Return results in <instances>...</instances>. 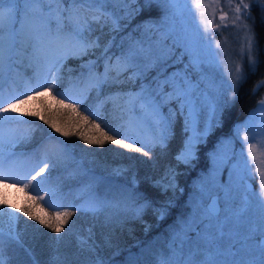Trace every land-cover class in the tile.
<instances>
[{
  "label": "snow or ice",
  "instance_id": "6c2138e0",
  "mask_svg": "<svg viewBox=\"0 0 264 264\" xmlns=\"http://www.w3.org/2000/svg\"><path fill=\"white\" fill-rule=\"evenodd\" d=\"M137 2L138 0H0V183L8 179L28 180L25 187L35 182L36 186L32 190L39 191V184L47 182L52 171L67 172L66 182L77 181L89 174L84 169L83 158H78L66 146L51 150L45 148L36 163L23 175L19 174V161L14 159L17 153L6 150L14 149L26 137L31 140L29 131L21 132L12 126L13 122L29 123L23 119L25 115L39 116L40 120L65 137L73 135L38 112L22 108L35 96L43 95V92L37 91L39 88L44 91L57 89L59 95L76 99L67 91H59L63 82L62 71L69 59L80 60V68L87 69L86 73L82 72L74 81L82 89L77 104H84L90 94L95 92L97 111L85 107L86 112L90 111L91 115L100 119L99 110L111 104L114 113H119L121 118L128 117L127 124L130 127H143L147 131V138L143 140H136L127 133H124L125 139H120L117 138L121 135L119 127H109V131L116 132V135H108L96 124L95 127L100 129L98 137L79 136L85 144L102 147L110 142L150 157L151 151H145V148L166 150L175 134L177 119L180 118L183 120L182 131L186 138L175 159L178 165H190L196 159L197 145L207 136L214 122L218 124L219 115L230 102L218 91L216 77L208 71L209 68H220L221 61L216 51L220 44L216 42L213 48L211 41H208L202 47L203 35L199 41H193L187 33L177 39L180 34L177 33L175 24H168L167 30H163L168 18L180 13L177 7L180 0H143L146 6L153 3L168 6L161 22H148L155 32L161 33V39L153 41L149 37L147 41L130 40L127 46L121 39L120 44L116 45V34L126 27L121 25V21L129 19L132 12L126 6ZM213 3H218V0H213ZM228 4L231 6L232 0H228ZM252 4L259 5L262 11L261 21L264 22V0H252ZM252 4L240 0L235 5L236 17L233 24L241 20L242 16L255 23L250 11ZM192 6L199 10L204 6L203 0H192ZM199 17L197 33H200L201 27L207 33L209 22L205 20L203 12L199 13ZM220 19L224 21L225 15ZM223 26L227 27L226 24ZM97 27L101 34L110 35L105 43L101 42V35H93ZM245 27L249 33L252 32L247 24ZM212 28L216 29L217 25L212 24ZM105 29L108 30L107 33L104 32ZM170 37L172 43L167 44L165 41ZM255 43L254 34L247 35L249 64L253 71L259 63L251 55ZM114 46L118 52L113 51ZM176 48L182 49L179 55L176 54ZM84 57L88 59L85 61ZM184 57L188 58L186 64ZM177 63L184 64L183 68H175ZM170 67L174 68L171 72L168 71ZM29 69L31 75L27 73ZM153 72L155 75H152ZM237 72H240L239 67ZM245 79L243 75L238 76L228 86H237ZM226 83L222 80L220 86L223 87ZM261 86H264V80L253 88V92ZM106 88L116 90L104 94ZM29 91L33 95H27ZM232 99H235V94ZM259 104L264 107V100ZM202 122L204 127L201 131ZM234 131L239 136L240 126ZM126 139H133L134 142L126 143ZM248 140L249 134L245 132L243 141ZM67 143L60 141L61 145ZM138 143L144 146H137ZM230 144L231 138L224 141L212 154L214 167L221 163L228 164L235 158L234 150L229 149ZM256 151V145L248 144L247 158L243 151L240 153V160L233 169L237 180L226 186L222 193L214 188V178L194 181V189L187 205L190 211L178 217L171 226L167 250L163 246L153 248L156 254L155 264H264V169L261 168L264 161L257 157ZM249 160L256 161L257 171L261 176L259 192L249 193L244 180ZM37 167L39 171H35ZM32 171H35V175H31ZM45 172L49 176H44ZM179 175L175 168L170 167L153 183L163 193L171 191L173 194L160 207L153 209L159 220H163L169 209L175 206L176 193L184 192L178 184ZM95 184L93 177L83 190L92 193ZM136 185L137 182L133 179L132 188L124 189L126 197L123 204L127 211L140 217L152 207V202L135 191ZM62 187L63 185L53 187L45 193V197L57 196ZM2 197L3 192L0 191V215H3L5 207L12 209L8 213L12 225L9 237L17 241L19 235L15 233V224L21 219L17 212L37 220L55 233H61L75 214L71 209L95 215L104 206L103 201L92 195L78 206L69 204L67 207L62 201L53 202L41 197L50 208H64L45 219L34 216L25 208L16 209L15 205L8 204ZM253 200L260 210L256 217L249 214ZM74 223L73 221V225ZM68 231H72V225H69ZM3 235V230L0 229V264H8L3 257ZM56 239L60 240L62 237L58 236ZM86 243L81 241L82 246ZM88 250L95 255V246H88ZM54 264H71V261L56 257ZM87 264H110V261L97 257L95 260H88ZM128 264L143 262L136 257L130 258Z\"/></svg>",
  "mask_w": 264,
  "mask_h": 264
},
{
  "label": "trees",
  "instance_id": "16d2710c",
  "mask_svg": "<svg viewBox=\"0 0 264 264\" xmlns=\"http://www.w3.org/2000/svg\"><path fill=\"white\" fill-rule=\"evenodd\" d=\"M151 8V9H150ZM134 13L130 15L129 19L121 21V25H126L124 30L117 33L116 45L120 44L121 39H128L127 36L133 34L135 29L141 23L152 21L160 15V10L156 4L150 6H143V8H136ZM256 25V45L258 47L259 63L255 71L251 69L246 74V79L241 83L239 90L238 102L234 105L229 104L228 109L221 115L219 126L216 125V131L219 130V135L227 134L228 129L233 122L246 115V109L253 106L264 95V86L258 88L255 93L253 88L262 80H264V24L261 21L262 11L257 10ZM256 17V16H255ZM150 19V20H149ZM260 23V26H259ZM107 29L104 30L107 33ZM133 32V33H132ZM93 35H101V42L105 43L110 35L101 34L97 27ZM125 42V41H124ZM114 52L118 49L114 46ZM87 60L88 57H84ZM81 61L69 59L62 71L63 82L59 91H67L76 99H68L65 96L58 94L57 89H51L43 95H37L34 99L28 102V105L22 106L30 111H36L43 115L46 119L52 121L58 127L70 131L73 135L68 137L61 133L55 132L49 124L39 119V116L25 115L23 119L29 123V132L31 140L27 137L19 143L12 150L18 153L35 154L34 147L37 144L43 146L44 144L54 145L55 147H67L72 150L78 158H83L84 169L89 171L87 176H84L77 181V183L66 182L65 177L67 172L52 171L49 180L41 185L39 191H33L36 183L25 187L28 182L23 181H4L9 182L15 187L13 190L14 197L9 199L6 194H3V199H6L8 204L15 205L16 209L25 208L34 216L48 219L54 216L57 211H63L64 208H50L45 200V193L49 192L53 187L63 185L57 196L45 197L51 199L53 202L62 201L65 207L69 204L79 205L80 199H74L76 195V186L82 184L84 181H89L93 177L104 180L108 185L115 184L120 187L132 188L133 179L136 180L137 185L135 191L146 197L152 202V207L145 210L142 216L136 217L130 211L122 210L123 208H115L107 206L104 202L102 209L93 215L91 212L83 213L75 211V214L70 218L68 224L64 226V231L55 233L44 225L39 224L37 220L31 219L22 212H17L21 219L15 224V233L19 235V240H12L9 237V232L12 225L9 221L8 213L12 209L4 208L3 215H0V229L3 230V257L8 264H54L56 257L61 260L67 258L71 264H87L88 260H95L97 257L110 261L121 257L128 251L136 249L141 243L154 237L157 233L173 226L178 217L185 212L182 210L185 205L184 196L176 193L174 198L175 206L169 209L168 215L163 219H157V214L153 210L160 207L162 203L173 196L172 192L163 193L159 188L154 187L153 183L159 179L165 171L170 167L175 168L180 173L178 176V184L182 185L188 182L189 178L182 180V169L189 165L177 164L176 155L181 150L184 144L185 133L182 128L180 130L174 129V136L170 139L168 148L161 151L159 148L149 149L151 155L143 156L142 153L123 149L117 145L106 142L102 147L99 145H87L79 138L80 135L96 138L100 135V129L107 132L108 135H116V132L109 131L111 128L124 129L128 126V117H120L119 113H114L111 104L106 105L100 109V119L91 115V112L85 111L88 107L91 111H97L98 100L92 92L84 104H77V99L81 95L73 93L78 90L77 84L74 83L75 78L80 76L82 72L86 73L87 69L80 68ZM71 70V71H70ZM102 71V68L100 69ZM28 75H31V70H27ZM116 88H106L104 94L110 91H115ZM102 98V97H101ZM61 101H63L61 103ZM240 101V102H239ZM75 105V107H72ZM240 113L233 114L236 110ZM241 114V116H239ZM87 117V120H85ZM25 124H19L20 129ZM100 125V129L95 127ZM108 125V127H106ZM175 125L181 126L179 121ZM224 129L220 130V127ZM58 137L59 139H54ZM117 138L125 139L122 135ZM60 141H67V145H61ZM126 143H133V139H126ZM137 146L143 147L142 143ZM39 152L37 153V155ZM41 154V153H40ZM39 154V155H40ZM206 170V166L201 167ZM119 169L121 171L117 172ZM49 176L48 172H45ZM40 177L37 178L39 180ZM81 181V182H80ZM3 188L0 187V191ZM110 197V196H109ZM188 197V196H187ZM180 204V207L178 208ZM73 221L75 222L73 225ZM69 225H72V231L69 232ZM62 237L57 240L56 237ZM81 241H86V245L81 244ZM88 246H95V255L88 250ZM9 251V252H8ZM156 258V257H155ZM154 257H146L143 264H155ZM143 262V261H142Z\"/></svg>",
  "mask_w": 264,
  "mask_h": 264
},
{
  "label": "rangeland",
  "instance_id": "374dc122",
  "mask_svg": "<svg viewBox=\"0 0 264 264\" xmlns=\"http://www.w3.org/2000/svg\"><path fill=\"white\" fill-rule=\"evenodd\" d=\"M244 2L252 4V0H244ZM238 3H240V0H232V5L229 6L228 0H218V3H213V0H203L204 6L201 7L199 10H197L192 6V0H186V2L185 0H180V3L177 5V7L180 9V13L175 17H169L167 20V24L164 25V29H163L164 31H166L168 24H175L176 31L177 33L180 34V36H178L177 39H180L181 37H183L185 33H187L188 36L193 41H199L200 36L203 35L204 41L202 42L201 45L202 47L204 43L211 41L213 48H215L216 42H219L220 48L217 49L216 51L218 52L219 60L221 61L220 68L218 70H214L212 68L208 69L210 75H214L216 77V87L218 91L222 92L224 98L230 101L223 108L222 114L219 115L218 117L219 121L221 115H223L224 111L228 109V105L229 104L233 105V102L237 97V93H238L237 89L239 87V83L237 86H233V87H229L228 85H231L233 81H236L238 76L246 75L247 71L250 72V68H251L249 64V53L247 50V35L254 34V37L256 36L255 34V31L257 29V27L255 28L256 18H255V14L251 13L252 17L255 18L254 24L251 19H247V17H243V16L241 20L233 24V20L236 17L235 5ZM137 5H139V1L137 4L132 3L127 5L126 7L130 8L132 10L131 13L133 14L134 11L136 10L135 6ZM156 5L160 10V15L156 18H152L151 22H161L162 18L164 17L165 9L168 7L167 5H163V4H156ZM254 5H256L255 7L257 8V10L261 12V8L259 7V5L252 4V7ZM200 12L204 13L205 20L209 22L207 33H204L202 27L200 29V33H197L196 29H197V25L199 24ZM121 15H123V11H121ZM222 15H225L224 21H221L220 19ZM212 24L217 25V28L213 29ZM225 24L227 25V27L223 26ZM246 24L249 27H251L252 29L251 33H249L248 29L245 27ZM149 37H151L152 40L155 41L161 39V33L155 32L151 24L146 23L142 27L136 29V31L133 34H130L129 37H127L128 39L124 40L125 46H127V43L130 40L140 39L147 41ZM165 42L167 44H171L172 38L171 37L168 38ZM255 42H256V38H255ZM255 48H256V43L251 55L257 59L258 57ZM175 51L176 54L179 55L182 49L176 48ZM187 59H188L187 57H184L185 64L187 63ZM183 66L184 64L177 63L174 67L183 68ZM238 67L240 68V72H237ZM173 70H174L173 67L168 68L169 72ZM152 75H155V72H153ZM222 80L227 82L223 87L220 86ZM79 91L82 92L81 89H79ZM39 92H43V94L46 93V91H44L43 88H40ZM81 92L73 91V93H78V95H81ZM233 94H235L234 100L232 99ZM27 95H33V93L29 91ZM261 100H264V95L259 100V102ZM239 109L241 111V108ZM177 121H179L181 126L175 125V129L180 130V128L183 127V120L178 118ZM216 125L219 126V124L214 122V126L208 132L207 136L197 145L196 159L192 160V164L189 165L187 168L181 170L182 180H185L186 178H189V181L193 180L191 184H189L188 181V182H184L182 185L179 186L180 188L184 189V192L182 194L185 200V205L184 208L182 209L185 212L184 214L190 211L187 205L189 202V197L194 189V181H198L200 178H207L209 180H212L214 178L215 180L214 188L217 191H220L221 193L226 189V186H228L230 183L236 182L237 177L234 175L233 169L234 166L239 162L240 153L242 151L244 157L247 158L248 144L256 145L257 147L256 155L261 161H264V107H261L259 103L254 108H252L245 116L233 122V124H231L232 126L229 127L227 134L219 135V133L221 132V131L219 132V130L215 132ZM238 125L240 126V131H239V136H236L234 130ZM12 126L16 127V125L14 124H12ZM203 127L204 125L202 122L200 125L201 131L203 130ZM29 129H30L29 126H26L20 130L21 132H25ZM221 129L224 128L221 126L220 130ZM120 131H121V135L127 133L129 134V136L135 137L136 140H143L147 138V131L143 127H135V126L130 127L128 125L124 129L120 128ZM245 132H248L249 134V140L247 142L243 141V136ZM185 138H186V134H185ZM230 138L232 140V144L229 145V149L230 151L234 150L235 158L228 164L221 163L214 167L212 154L217 151V149L222 145L224 141ZM54 147H55L54 145L45 144L42 147H40L41 150L37 149L35 154H27V155L18 154L16 157H14V159L19 161V168H20L19 174L23 175L25 172H27L32 167V165L36 163V161L39 159L45 148L51 150ZM182 148L183 146H181V149ZM38 152L39 154L40 153L41 154L37 155ZM248 163H249V168L248 170L245 171L244 174V180L246 185L248 184L247 182L248 180H251L250 182L252 184V187L251 185L250 187H248L247 185L248 192L249 193L259 192L261 176L257 171L256 161L249 160ZM201 166H206L208 169L207 172L204 171L203 173L201 170L199 171V169H197V167H201ZM38 168L39 167H37L35 171H38ZM261 168L264 169V163L261 164ZM33 174H35L34 171L31 172V175ZM43 175L47 176L45 173ZM194 176L195 178L193 179ZM30 178L31 177L29 176V179ZM94 178L96 181L94 192L89 193L83 190L84 186L87 185L89 182V181H84L80 186H76L77 192L72 200L77 199L78 197V200L81 198L83 201H85L89 199L90 195H92L98 198L100 201L106 202L107 206L109 207H115L119 209L123 208L122 210H126L123 204V201L126 197L124 188L118 186L117 184H115L117 185V187L114 188L113 185L110 184L108 185L104 180H100V178L97 177ZM77 181L71 182V184L77 183ZM8 184L10 183L9 182L0 183V187L3 188L2 192L4 195L6 194V196L9 199H13L14 197L13 190L15 189V187ZM42 184H39L38 187L40 188ZM177 193L181 194L179 192ZM250 199L252 198L250 197ZM83 201L78 203L81 204L83 203ZM140 202L142 203L143 201L141 200ZM179 207L180 204L178 208ZM259 212L260 210L256 206L253 200V204L249 214L252 217H256L259 215ZM167 230H169L167 233H162L156 238L154 237L150 238L148 241L141 243L136 249L132 251H128L125 254H123L121 257L116 258L111 262V264H128L130 258H136V257H139V259L144 263L146 257L156 256L155 252L153 251V248H159L163 246L164 250L166 251L168 233L171 230L170 227H168Z\"/></svg>",
  "mask_w": 264,
  "mask_h": 264
}]
</instances>
